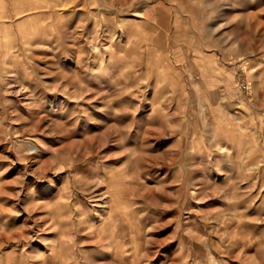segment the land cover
Wrapping results in <instances>:
<instances>
[{"label": "rangeland", "instance_id": "obj_1", "mask_svg": "<svg viewBox=\"0 0 264 264\" xmlns=\"http://www.w3.org/2000/svg\"><path fill=\"white\" fill-rule=\"evenodd\" d=\"M0 264H264V0H0Z\"/></svg>", "mask_w": 264, "mask_h": 264}]
</instances>
